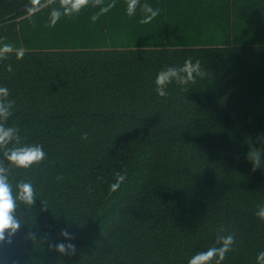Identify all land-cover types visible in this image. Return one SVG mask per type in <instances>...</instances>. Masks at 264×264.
<instances>
[{"label":"trees","instance_id":"obj_1","mask_svg":"<svg viewBox=\"0 0 264 264\" xmlns=\"http://www.w3.org/2000/svg\"><path fill=\"white\" fill-rule=\"evenodd\" d=\"M0 89V264H264V0H0Z\"/></svg>","mask_w":264,"mask_h":264},{"label":"clouds","instance_id":"obj_2","mask_svg":"<svg viewBox=\"0 0 264 264\" xmlns=\"http://www.w3.org/2000/svg\"><path fill=\"white\" fill-rule=\"evenodd\" d=\"M151 15L148 17L151 19L158 13L152 10L150 7L146 9ZM196 69L193 68V71ZM177 77V71L170 69L166 72L158 74L156 79L157 94L160 96L166 95L164 86L171 81L172 78ZM7 89H0V92H6ZM7 111L0 106V116H6ZM8 136V132L0 131V140L5 139ZM44 158V152L39 146L28 147L22 150L15 151L11 154L9 159L14 161L18 166L28 167L29 165L39 162ZM259 162V159L257 163ZM19 199L25 203L31 204L33 202V189L31 184H21L19 186ZM15 208L14 199L10 190V186L7 183L6 178L0 176V240L4 239V235L7 232L9 235L15 233L20 227L19 222L14 218L13 210ZM60 251H63L64 245H58Z\"/></svg>","mask_w":264,"mask_h":264}]
</instances>
